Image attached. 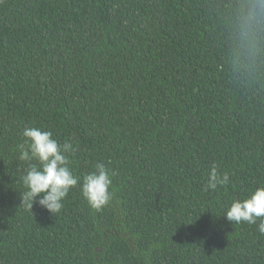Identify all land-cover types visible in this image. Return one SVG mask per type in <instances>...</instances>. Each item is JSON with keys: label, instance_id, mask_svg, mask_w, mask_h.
I'll return each instance as SVG.
<instances>
[{"label": "trees", "instance_id": "1", "mask_svg": "<svg viewBox=\"0 0 264 264\" xmlns=\"http://www.w3.org/2000/svg\"><path fill=\"white\" fill-rule=\"evenodd\" d=\"M254 3L0 0V264H264L260 218L223 215L264 186ZM25 126L70 142L75 176L104 163L110 202H22ZM213 164L229 182L205 191Z\"/></svg>", "mask_w": 264, "mask_h": 264}, {"label": "clouds", "instance_id": "2", "mask_svg": "<svg viewBox=\"0 0 264 264\" xmlns=\"http://www.w3.org/2000/svg\"><path fill=\"white\" fill-rule=\"evenodd\" d=\"M260 11H264V0H255L249 16ZM21 135L25 139L18 145L19 160L28 162L25 174L21 177L26 189L21 197L22 202L27 203L30 209L35 201L54 215L62 208L63 198L69 189L78 184L82 196L92 208L100 210L110 202L111 176L115 173L110 174L104 163H96L94 171L83 175L82 178L75 176L69 168L70 160L67 155L73 151L70 142L61 145L52 138L51 131H42L37 127L25 126ZM33 160L36 163H31ZM228 182L229 174L219 172L218 166L213 164L203 188L205 191H214ZM223 215L232 223L254 224L257 218H260L258 231L264 234V186L256 187L243 199H233Z\"/></svg>", "mask_w": 264, "mask_h": 264}]
</instances>
